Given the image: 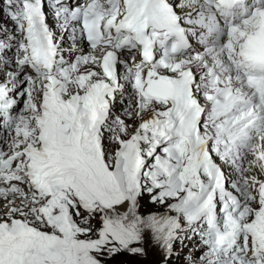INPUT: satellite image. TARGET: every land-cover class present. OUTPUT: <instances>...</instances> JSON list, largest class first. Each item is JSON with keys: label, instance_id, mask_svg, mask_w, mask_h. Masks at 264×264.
Returning <instances> with one entry per match:
<instances>
[{"label": "snow or ice", "instance_id": "snow-or-ice-1", "mask_svg": "<svg viewBox=\"0 0 264 264\" xmlns=\"http://www.w3.org/2000/svg\"><path fill=\"white\" fill-rule=\"evenodd\" d=\"M0 9V264H264V0Z\"/></svg>", "mask_w": 264, "mask_h": 264}, {"label": "rangeland", "instance_id": "rangeland-1", "mask_svg": "<svg viewBox=\"0 0 264 264\" xmlns=\"http://www.w3.org/2000/svg\"><path fill=\"white\" fill-rule=\"evenodd\" d=\"M0 13H1V11H0ZM0 17H1V15H0ZM192 251H195L194 248H193V245H192V243H188V246L185 247L184 250H183V254L181 256V264H183V255H186V254H188L189 252H192ZM195 255L198 257L200 255V252L199 251H195ZM154 258H155L154 256H150V259H154Z\"/></svg>", "mask_w": 264, "mask_h": 264}, {"label": "bare ground", "instance_id": "bare-ground-1", "mask_svg": "<svg viewBox=\"0 0 264 264\" xmlns=\"http://www.w3.org/2000/svg\"><path fill=\"white\" fill-rule=\"evenodd\" d=\"M123 105H121V107H122Z\"/></svg>", "mask_w": 264, "mask_h": 264}]
</instances>
